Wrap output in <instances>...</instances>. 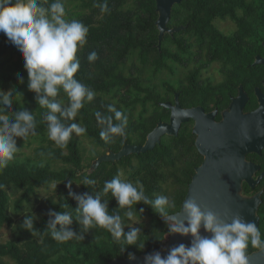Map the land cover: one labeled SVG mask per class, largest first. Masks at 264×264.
<instances>
[{"label":"trees","instance_id":"1","mask_svg":"<svg viewBox=\"0 0 264 264\" xmlns=\"http://www.w3.org/2000/svg\"><path fill=\"white\" fill-rule=\"evenodd\" d=\"M243 0H183L175 4L168 22L169 27L184 28L172 35L165 34L160 45L158 31L155 25L158 14L155 0H78L75 11L66 8V19H77L88 29L87 42L78 49L80 69L75 78L96 92L91 102H86L75 120L66 123H79L86 127L83 134L95 147L101 151L93 154L94 160L108 150L118 152L123 143L141 145L146 136L160 121H168L169 110L161 103L173 101V92L178 93V100L183 108L202 106L205 111L209 107L208 88H200L193 83L194 76L187 74L185 81H178L179 66L184 61L197 58L191 44L210 47V53L222 65V70L228 74L236 73L241 65L240 45L233 41L248 30L245 23L238 25V31L226 35L216 25L218 20L235 19L234 12L227 9L237 8ZM45 7L54 0H38ZM107 3V11H101L96 4ZM196 8H204L198 11ZM212 8V9H207ZM261 40H264V11L261 12ZM98 53V59L89 62V53ZM253 60V59H252ZM252 60L245 61V69L260 70L264 76V64L250 65ZM165 78H162V74ZM18 77H23L20 83ZM233 79L231 75L229 77ZM158 83H154L156 81ZM242 83V88L255 100L253 87L260 82ZM28 73L24 68V60L17 47L0 33V90L12 91L11 107H5V112L11 117L14 112L28 110L33 112L36 120V135L40 146L33 160H17L9 162L0 170V227H14V219L26 215H35L34 229L25 230L22 223L14 228L13 237L5 243H0V264H109L113 259H125L128 252L137 255L150 254L164 247L170 234L166 221L154 213L150 206L139 203L133 205L137 213L129 220L125 216L127 208L120 209L111 193L102 196L109 202V212L116 210L126 226L140 228L141 235L138 244H144L141 250L129 246L124 240L116 239L102 227L89 229L83 240L58 242L47 228L49 210L57 212L70 211L73 217L77 215V202L68 195L66 185L71 182V190L77 194L88 192L95 195L102 192L105 181L113 179L118 174L121 179L135 184L140 181L146 195L154 199L157 195H166L175 201V207L168 209L169 214L179 211L187 193L189 176L202 157L195 147V135L192 133V120L183 123L177 136L164 135L160 143L151 151L143 154H131L115 162H102L91 173L84 172L83 150L75 133L66 147H59L48 138L47 122L44 119L48 109L40 107L36 102V94L30 91ZM237 81L220 90L224 97V105L229 101V95L236 94ZM19 92L21 94L16 93ZM65 105L68 103L66 93L61 90L57 97ZM113 104L117 110L127 116V126L124 136H114L105 141L101 138L102 125L98 124L95 113L111 115L107 105ZM3 107V106H0ZM222 109V108H220ZM247 109V107H246ZM115 122V121H114ZM45 158L46 161H41ZM264 170V149L260 156L248 155ZM85 177L96 181L95 185H82ZM51 189L48 198L50 207L47 210L36 208L35 203L43 190ZM243 192L250 195L251 190L244 184ZM11 195L13 199H11ZM258 215L264 223V192ZM65 205H69L65 207ZM143 208V213L140 209ZM170 222V221H169ZM171 223V222H170ZM59 227V226H58ZM76 232L84 233L83 226L75 220L71 225ZM129 231L125 227V232ZM128 247V248H127ZM124 251V249H126ZM255 248L249 246L248 253ZM6 259V261L4 260Z\"/></svg>","mask_w":264,"mask_h":264},{"label":"clouds","instance_id":"2","mask_svg":"<svg viewBox=\"0 0 264 264\" xmlns=\"http://www.w3.org/2000/svg\"><path fill=\"white\" fill-rule=\"evenodd\" d=\"M94 6L100 7L102 12L107 11L106 2ZM88 32V27L80 20L66 19L62 0H54L47 7L38 0H0V33L22 55L28 73L27 87L36 94L38 105L48 109L44 117L48 138L61 148L67 146L73 133L77 136L86 133V127L66 121L75 120L85 103L96 96L93 89L75 78L80 69L78 49L85 46ZM98 58L95 51L87 57L89 62ZM18 80L23 83V77H18ZM61 90L68 97L66 105L57 99ZM13 97L12 91L0 90V106H3L0 107V170L6 168L18 152L17 138L26 139L37 134L33 112L24 109L14 112L11 117L5 112V107H11ZM107 110L111 115L99 111L95 113L98 124L103 126L100 136L105 141L114 136H124L127 126V116L122 111L113 104L107 105ZM121 175L105 181L102 192L95 195L88 192L77 194L71 190L72 184L69 182L66 187L69 189L68 195L77 202V215L73 217L70 211L49 210L46 229L51 230L52 238L58 242L83 240L89 229L99 226L114 238H122L128 247L136 246L142 250L144 244L137 243L140 228L126 226L116 210L109 212V202L102 196L111 193L118 208L128 209L125 216L129 220L137 213L133 205L143 203L165 219L169 234L192 237L189 246L183 243L174 246L166 256L162 257L160 252L147 254L144 264H249V246L264 251V236L257 224L246 220L240 213L229 215L202 209L194 198H189L179 214L170 216L168 209L175 207L174 200L166 195H157L152 199L146 195L140 181L134 184L121 179ZM95 184L96 181L88 177L82 183L86 187ZM2 188L4 185L0 184ZM139 211L143 213L144 209ZM35 219L34 214L26 215L21 227L34 229ZM74 220L83 226L84 233L73 230L71 225ZM125 227L129 231L125 232ZM201 228L210 236H202ZM128 259L134 262L136 256L128 252Z\"/></svg>","mask_w":264,"mask_h":264},{"label":"water","instance_id":"3","mask_svg":"<svg viewBox=\"0 0 264 264\" xmlns=\"http://www.w3.org/2000/svg\"><path fill=\"white\" fill-rule=\"evenodd\" d=\"M182 1L155 0L158 14L155 22L158 31L156 45L158 50L165 34L172 35L184 28L183 26L168 27L173 6ZM255 63L264 64V58L257 57ZM255 94L259 107L255 111L245 113L243 109L248 97L239 87L237 96L232 98L229 109L222 113L220 121L215 120L217 110L205 113L200 106L183 108L179 103L178 94H175L174 104L161 103L162 107L170 110L168 122H158L141 145L123 143L118 152L108 150L105 154L98 156L93 160L91 169L94 171L102 162H115L131 154L151 151L160 143L162 136H177L181 125L192 120L195 147L203 157V161L195 168L179 211L169 215L179 214L184 202L194 198L202 209L229 215L240 213L246 220L258 226L257 211L262 201V191L253 196L245 195L243 192V184L254 189L264 176V173H261L254 179L255 173L260 170V165L246 159L252 154L260 156L264 149V94L260 93L259 89H256ZM161 219L165 221L164 218L161 217ZM200 234L210 236V233L205 232L203 228ZM191 240V235L170 234L165 247L155 252H160L163 257L168 254L169 249L181 243L189 246ZM263 254L262 250L248 254L249 264H264ZM134 255L136 256L134 262L129 261L127 257L113 259L109 264H144V257L147 254Z\"/></svg>","mask_w":264,"mask_h":264},{"label":"flooded vegetation","instance_id":"4","mask_svg":"<svg viewBox=\"0 0 264 264\" xmlns=\"http://www.w3.org/2000/svg\"><path fill=\"white\" fill-rule=\"evenodd\" d=\"M196 9L198 11L204 10V8H196ZM207 9H212V8H207ZM215 9L219 11L222 9H227L228 11L234 12L235 14L234 16L235 19L225 18V19H221L217 21L216 25L218 29L220 31L221 30L227 31V32H223L224 34L226 35L235 34L238 31V25L241 23H245L249 27L248 30H246L244 33L240 34L239 36L233 37V41L237 42L240 45V53H239V56L241 58L240 68L237 70L236 73L231 74L233 76V79H230L229 77L231 75L222 70L221 63L215 60L217 57L214 58V56L212 55V52L211 53L209 52L211 50L210 47L196 44L195 40H192L191 47L193 51L197 53V58L191 59L190 61L186 60L182 62V64L179 66V73L182 74V76L181 77L178 76L179 77L178 81L179 82L185 81L186 75L191 74L192 76L195 77V79H193V83L195 85H197L200 88L210 89L211 93L208 95L207 105L209 107L210 106L213 107V110H210V111L204 110V111L205 113H210L214 110H217L215 120L220 121L222 119V113L229 109L232 98L237 96L239 92V87L242 88L241 81L243 83L244 81L245 82L247 81L248 84L260 82V85L253 87V94H254L255 100L250 101L251 96L246 91H244V89L242 88V90L246 93L248 97V100L245 104L243 111L245 113L255 111L260 105L257 100L255 91L256 89H259L260 93L264 94V84H263L264 76L263 78H261L259 69H254V71H249L248 69H245V61H249L253 59L250 65H257L260 63H257V64L255 63L256 58L257 57L264 58V40H261V37H260L261 25H262L261 12L264 11V0H243L241 1L240 6H238L237 8H215ZM221 28H223L224 30ZM180 69H182L183 71L180 72ZM236 81L238 83V85L235 86L236 94L229 95V101L225 106L223 102L224 97L220 95L221 87L227 89V85L231 86ZM173 93H174L173 101L172 102L167 101V102H170L171 104H174V95L178 94L176 92H173ZM169 117H170V110H169ZM168 121H162V122H168ZM246 159L256 163L254 160L248 158V156L246 157ZM202 161H203V157H202L201 163ZM195 168L193 170L192 175L189 176L188 185L195 172ZM261 173H264V170H262L260 166V170L254 175V179H256ZM243 187H244V184H243ZM251 190H253V192H251V194L248 196H253L259 191H262V194H263L264 176L260 179L256 187ZM262 194H261V197H262ZM261 204H262V201L259 204V206ZM259 206H258V209H259ZM257 227L261 231L262 236H264V223L263 224L261 223L260 216H259V222H258ZM167 242L165 244H167ZM259 251L261 250L255 248L248 254H251L253 252H259ZM263 257H264V254H263Z\"/></svg>","mask_w":264,"mask_h":264},{"label":"rangeland","instance_id":"5","mask_svg":"<svg viewBox=\"0 0 264 264\" xmlns=\"http://www.w3.org/2000/svg\"><path fill=\"white\" fill-rule=\"evenodd\" d=\"M62 2L65 4L66 8L72 11L78 10L76 9V4L78 0H62ZM220 28V27H219ZM223 29V28H221ZM224 30V29H223ZM233 30V29H232ZM222 31V30H221ZM227 32V31H222ZM183 70L180 69V72ZM166 73L162 74V78H165ZM178 76H182V74L179 73ZM154 83H158L157 80L154 81ZM76 135V134H75ZM77 140L81 144V148L83 150V166H84V172L90 173L92 171L91 165L93 160L92 156L96 152H100L101 150L97 147H95L87 138L84 137V135H76ZM40 146V139L37 136L30 135L26 139L17 138V147L18 152L15 154V159L17 160H25L30 159L33 160L36 155V150ZM41 161L45 162L46 159L42 158ZM51 195V189L49 190H43L41 191L38 201L35 203L36 208H41V210H47L50 207V203L47 201L48 198ZM162 195V194H161ZM11 199H13V196L11 195ZM22 223V217H18L14 219V227H7V226H1L0 227V243H5L8 240H10L13 237L14 228L19 226ZM166 245V244H165ZM164 245V247H165ZM6 261V259H4Z\"/></svg>","mask_w":264,"mask_h":264}]
</instances>
